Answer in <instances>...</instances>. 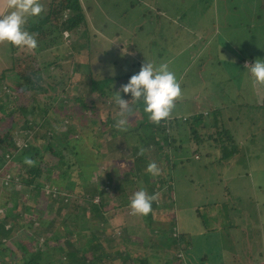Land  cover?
Segmentation results:
<instances>
[{"label":"rangeland","instance_id":"1","mask_svg":"<svg viewBox=\"0 0 264 264\" xmlns=\"http://www.w3.org/2000/svg\"><path fill=\"white\" fill-rule=\"evenodd\" d=\"M259 1L80 0L85 15V25L80 24L75 29L74 34L67 36L64 34L66 38L64 48L75 41L80 45L77 61L89 65L92 70V78L99 79L104 75L115 78L122 77L121 80L117 81L119 84L114 83V86L117 87L116 91L126 84L130 78L129 75L139 71L144 60L154 63L167 62L181 86V95L176 99L179 102L174 104L170 114L182 119V116L188 118L198 111V113L206 111L210 115L212 112H216L215 114L220 119L216 123L218 127L215 131L223 133L225 128L226 132L233 133L234 136L232 137L236 147L241 149L234 153L235 155L231 156L230 159L223 160L219 167L213 164L221 156L220 143L216 141L213 129L209 127L197 128V133L204 141L199 148V153H197L196 143L192 142L189 137V132H186L188 133V143L184 136L178 137L184 143V147L178 151V154H182V156L176 157L174 161L180 162V166L176 167L175 173L170 171V176L164 172L165 177H168V182L155 193L156 198L153 202L156 205L161 203L166 205L172 201L173 188L174 199L176 200L174 210L179 208L181 211L178 213V229L181 230L183 227L191 234L189 237L192 238V245L183 253V260L188 263H194L202 255H206L214 264L220 261L222 264L225 262L226 264H264V151H262L259 133V127L262 125V114L261 109H257L264 98V85L253 84L245 70V67L250 66L256 59L264 60V9H257V7H261ZM40 2L43 5L42 14L36 18H31L28 22H34L43 16L51 0H40ZM149 5L154 6L158 14L150 10ZM226 6L227 13H231L234 17L222 16L226 11ZM6 11L7 8L5 7V10L0 14ZM162 13L164 15H161ZM258 14H260V20H256ZM169 19H175L174 23L169 22ZM232 20L233 22H231ZM228 23L231 25L228 26ZM8 46L9 44L0 43V73L3 70L2 67H9V61H7L10 60L7 57L10 54ZM43 47L45 48L43 53L26 50L27 55L35 57L37 65L42 61L50 60L51 53L52 55L54 52L65 53L63 46H60V51H58L59 48L48 44ZM87 52L91 56H85ZM60 59L63 60L64 57H60ZM75 59V56L69 57V62L66 63L70 64ZM9 73V77L14 74ZM11 81L0 82V89L10 87V97L7 98L9 106L7 105V108H13L17 105V102H14L16 95L11 93V90L15 89ZM76 81V79L71 80V83L75 84L79 90L76 93L87 102L94 99L91 90L85 88L88 81H83L80 85ZM120 95L123 98V94L120 93ZM126 95L128 97L123 99H130V93ZM108 100H95V108L97 107L98 114L93 116H97V120L105 119L103 115L109 111L111 113L109 119L113 122L112 113H115V109L118 108V101L115 100L114 95L112 101ZM25 101L28 100L25 99ZM106 101L111 102L114 109H110L109 103ZM131 102L129 101V103ZM60 109L65 113L68 108ZM50 112L49 121L58 132V127L64 126L66 119H63L61 112L56 107H53ZM7 113V110L4 113L0 111V122L9 121L3 120ZM81 113V111H77L78 118L71 120L74 123L71 124L76 129H86L89 134L93 125L89 126L90 122L88 125L86 122V125L82 126ZM88 116L90 118L89 113ZM35 118L38 122L40 121L38 115ZM21 119L19 115H16L13 126L12 124L6 128L0 126V136L5 130L10 129L17 147L22 145L21 137L18 135V128L22 124ZM204 120L210 123L212 118L210 116L204 117ZM182 127L188 130L186 124H183ZM96 129L93 127V132L96 133ZM39 131L43 133L44 129H39ZM101 131H104V127L101 128ZM48 135L49 132H47L43 142L33 141L32 144L35 148L49 151V149L44 148L49 144L46 142ZM163 135L159 136L160 142L158 144L161 147L159 150L163 151L162 153L166 152V148L161 146ZM95 136L93 140L96 142ZM92 137L88 138L87 136L85 138V148L83 144H77L76 148L71 147L69 152L67 150L63 152L68 166L67 172L71 174L73 180L80 179L78 178L81 176L78 173V167L83 163L86 165V159L94 165L96 151L91 149L88 144ZM250 138L255 139L251 140ZM136 139L135 137L131 138V141L126 143L117 141L110 148L99 147L100 151L98 152L104 162L96 165L97 169L93 172V179L90 177V182L92 180L94 183L98 180L97 177L101 169L119 167L125 171L133 165V170L138 171L139 167L148 163L149 157L144 159L145 163L142 161L138 165L137 163L132 164V158H134L132 151L135 152V149L131 147V143ZM149 144L145 154L154 152L151 151V143ZM143 148L146 149V147ZM109 152L113 154L116 152L117 156L113 155L114 158H112L108 156ZM93 153L94 155H92ZM150 155L153 156L152 153ZM172 155L174 156L175 153ZM4 159L8 161L6 164L8 167H15V162L19 160L18 157L8 158L7 156ZM208 162H212V164L207 166L206 163ZM13 171L15 172V170ZM14 172H10L3 179L5 183H8L7 179ZM3 173L6 171L1 170L0 177L3 176ZM124 173L126 172H122L123 177H125L122 185L125 187L133 185L137 178ZM147 176L141 178L138 185L151 193L154 190L152 178L149 177L147 180ZM107 180L102 181L106 183ZM2 182L4 181L0 180V201L7 199L9 189V186L1 184ZM78 182L83 184L81 180ZM42 189H44L43 192L37 194L38 198L35 201H39L40 213L44 214L45 217L50 216L52 231L59 232L60 229L64 228L62 220H65L66 224L69 225V220H72L74 215L79 214L78 224L74 227L77 233L69 234L66 239L70 245L66 247L69 251L79 250L87 246L89 241H92L91 245L95 244L96 241H101V246L108 254V258H104L103 262L96 264H112L111 262L123 264L119 254L124 248H118L116 249L118 251H114L117 241L113 239V236L118 234V237L123 236L120 229L122 224H127L126 234V232L131 233L132 230L134 232L136 229L139 230L150 221L145 216L131 214L128 205L123 208H113L112 206H116V202L113 205L108 202L107 206L101 208L104 213L103 217L108 224L103 226L101 221L92 218L90 214V204L98 203V197H94L91 203L87 205L84 203L83 196L79 194L80 189L75 188L74 193L78 192V196L74 194L71 196L76 207L68 208L65 197L55 202L56 205L53 206L52 198L56 197V193L46 187ZM55 190H58L63 196L68 194L60 186H55L53 191ZM133 193H130L128 200ZM12 202L15 204L16 199H13ZM69 202L73 203L72 201ZM49 210L51 213L47 212ZM196 210L201 214L206 226H202L200 218L191 217ZM171 216L172 214L169 216L162 213L154 219L156 224L160 225V230L163 226L162 223L169 222ZM0 219L2 218L0 217ZM255 219L258 225H254ZM7 223V229L15 228L13 239L9 240L13 242L14 239H18L24 233V228L19 226L18 218L15 221L7 220ZM93 223H99L101 230L98 233L93 228ZM227 224L231 226L228 228V238L224 236L227 235L224 228ZM243 230L247 231L245 238L242 236L244 232L241 231ZM157 231L153 230L150 234L157 235ZM157 236L160 247H162L161 243L163 244L164 238L162 235ZM110 237L112 240H109ZM64 241L61 240V242ZM12 242H7V246L15 250L11 245ZM149 254L150 251L144 253V255ZM168 254L167 251V256ZM177 257L181 258L180 254ZM15 263L23 264L21 262Z\"/></svg>","mask_w":264,"mask_h":264},{"label":"trees","instance_id":"2","mask_svg":"<svg viewBox=\"0 0 264 264\" xmlns=\"http://www.w3.org/2000/svg\"><path fill=\"white\" fill-rule=\"evenodd\" d=\"M258 3L261 7L259 6L257 9L263 10L264 0H260ZM149 9L155 14H158L154 6L149 5ZM226 9L227 6L225 7V10ZM161 15L164 14L162 13ZM228 15L229 17H234L231 13L228 14L227 10L222 16L227 17ZM260 19V14L256 15V20ZM174 20L175 19H169L168 21L173 22ZM231 22H233V20ZM80 24L85 25V15L81 8L80 0H51L45 14L34 22H28L25 27L30 33L36 34L37 47L35 52L43 53L45 49L43 46L45 44L59 48L58 51H60V46L64 48L66 40L64 34L65 36L74 34L76 31L75 29ZM229 24L230 23L227 25L230 26L231 24ZM8 47L10 53L9 56H7L10 58V60H7L9 61V67H2L3 70L0 73V82L12 80L11 83L15 86V89L13 88L14 90H11V93L16 95L14 102H17V105L13 108L6 107L7 105L9 106L7 98L10 97V87H8V89L2 87V89H0V111L4 113L7 110L8 113L3 117V120L7 119L9 121L5 123L0 122V126L1 128L9 127L11 124L13 126L14 117L19 115L20 118H22V124L18 128V135L21 137L22 145L19 147L16 146V141L13 138V134L9 131L10 129L5 130L3 135L0 136V171H6V173H3V176L0 177V180L4 181L1 184H7L9 186L7 199L0 201V217L2 218L0 219V264H16L15 262H21L23 264H96L98 262H103L104 258H108V254H106V251L101 246V241H96L93 245H91L92 241H89L87 246L79 250L69 251L66 248L70 246L66 240L67 236L77 233L74 227L78 224L79 214L74 215V218L69 220V225L66 224L65 220H62L64 228L60 229L59 232L52 231L53 226L50 224V216L45 217L44 214L40 213L41 207L39 201H35L37 200L36 198H38L37 194L43 192V187L56 193V197L52 198L54 201V205L52 204L53 206L56 205L55 202L65 197L68 208L76 207L75 201L71 196V194L78 196V192H76V194L74 193L75 188L80 189L79 194L83 196L84 203L87 205L91 203L94 197H98V203L90 204V214L92 218L101 221L103 226H107L108 224L103 217L104 213L101 208L105 205L107 206L108 202H111L112 205L116 202V206H112L113 208L126 207L129 202L128 196L130 193L140 189L138 183L141 181V178L147 175V180L149 177L152 178V188L154 190L151 191V193L146 191L149 195L155 194L168 182V177H165L164 172H166L167 176H170V171L175 173L176 167L180 166V162L174 161V159L182 156V154H178V151L184 147V143L181 142L178 137L181 138V136H184L186 139L188 134L186 132H189V137L192 142L196 143L197 153H199V148L204 141L197 133V128L209 127L213 129L216 135V141L220 143L221 156L213 162V164L218 167L222 164L223 160L230 159L231 156L235 155L234 153L239 152L241 149L236 147L232 132H226L225 128L223 133L215 131L216 127H218L216 123L218 119H220V117L215 114L216 112H212L210 115L208 114L209 112L205 111L198 113V111L196 113L194 112V115L188 118L182 116V119L176 118L170 114L167 119H163L159 123H153L148 120L142 109L134 105L136 110L128 117V122L130 124L125 131H120L118 128L114 127L116 120L119 119L117 115L118 108L115 109V113H112L114 116L113 122L109 119V115L111 114L109 111L103 115L105 119L97 120V116H93L98 114L96 111L97 107L95 108V100L109 99L112 101L113 92H117V87L116 85L114 86V83H118L117 81L121 80L122 77L115 78L104 75L99 79L92 78V70L89 65L77 61L80 48L77 41L65 46L63 49L65 53L54 52L53 55L51 53V59L42 61L39 65L36 64L35 57L27 55L26 49L11 45ZM73 53L74 55H72ZM73 56H75L76 59L72 60L70 64H67L69 62V57ZM85 56L88 57L91 55L87 52ZM60 57H64V59L62 60ZM9 72L15 75L13 74V76L10 75L11 77H9ZM74 79L77 80L76 82L79 85L86 79L85 81H88V85L85 88L91 90L94 99H90L87 102L78 95V93H76L79 92L77 86L71 83V80ZM122 94L123 98L128 97L126 94ZM25 99L28 101L26 102ZM176 102L179 101L175 100L174 104H176ZM58 103L59 106H57ZM108 103L110 109H114V105H112L111 102ZM130 104H132V102ZM53 107L58 108L63 119H66V124L58 127V132H56L49 121V117L51 116L50 110L53 109ZM63 107L68 108L65 113L60 109ZM259 108L262 114V125L259 127V133L261 136L262 151H264V98L261 100L260 105H258L257 109ZM77 111L82 112L80 116L82 117V126H85L86 122L87 125L88 122H90L89 126L93 125L91 133L88 134L86 129L83 128L76 129V127L72 125L74 123H72L71 120L78 118ZM88 113L90 114V118ZM37 115L38 118H40L39 122L37 118H35ZM209 116L212 118L210 123L204 120V117ZM183 124L187 125L188 130L182 127ZM93 127L97 128L96 133L93 132ZM102 127H104V131H101ZM39 129H44V132L42 133ZM47 132H49V135L46 142H49V144L44 148L49 149V151L35 148L32 142L35 140L43 142L46 139ZM81 133L84 134V136H82ZM162 134L164 135L161 146L166 148V152L164 153L159 150L161 147L158 146L160 142L159 136ZM87 136L88 138L93 136L92 140L88 141V144L91 149L96 151L94 165L92 162L89 163L86 159V165L83 163L78 167V173L81 175L78 178L80 179L73 180L71 174L67 172L68 166L63 152H65V150L69 152L70 148H76L77 144H83L85 148L86 145L84 142ZM94 136L97 143L93 140ZM134 137L137 139L134 140L135 142L133 141L131 143V147L135 149V152L132 151L134 155L132 156L134 157L132 158V164L137 163L138 165L142 161L145 163L144 159L149 157L148 163L154 161L162 170L160 175L152 177L148 174L145 171L148 164L146 163L142 165V167H139L138 171L133 170V165L129 170L125 171L119 167L101 169L97 177L98 180L94 181V183H92V180L90 182V179H93L94 170L97 169L96 165H100L104 162L103 158L99 155V147L103 146V149L104 146L110 148L113 147L117 141L126 143L127 141H131L130 139ZM250 139L254 140L255 138ZM188 142L189 139L187 138V143ZM149 143H151V151L153 150L154 152L145 154L144 152L149 148ZM143 147H146V149L144 150ZM116 152L114 154L109 152L108 156L114 158L113 155H116ZM150 153H152L153 156H151ZM173 153H175L174 156L172 155ZM92 155H94V153ZM5 156L8 158H19V160L15 162V167L6 166L8 161L4 159ZM26 157L34 161L32 166L23 163ZM210 164H212V162L206 163L207 166ZM206 165H204V167H206ZM64 166L66 167L65 169L63 168ZM6 167L8 168L6 169ZM13 170H15V172ZM10 172H14V174L7 179L8 183H5L3 179H5ZM122 172H126L124 174L137 178L133 185L128 187L122 185L125 179ZM105 179H108L106 183L102 181ZM78 180H81L83 184H80ZM55 186H60L62 189L66 190L68 194L63 196L58 190L53 191ZM171 194L172 201L166 205H162V203L158 205L154 202L152 203L151 212L145 216L146 219L150 221L145 223V226L141 227L139 230L136 229L135 232L132 230L131 233L126 232L125 234L127 224H122L120 229L122 230L123 236L118 237L119 234L113 236V239L117 241L114 251L118 248H124L119 254L121 255V262L123 264H159L161 262L163 264H214L206 255H202L201 258L194 263H188L183 260V253L192 245V238L189 237L191 234L183 227L181 230L178 229V213L181 211L179 208H177L178 210H174V207L176 208V200L174 199L173 188ZM53 195L55 196L54 193ZM13 199H16L15 204L12 202ZM117 204H119V206H117ZM47 212L51 213L50 210ZM162 213L169 216L172 214V216L169 222L166 224L162 223L163 226L160 230V225L156 224L154 219H156L159 214L162 215ZM191 217H195L196 219L200 218L202 226H206L198 210L194 211ZM16 218H18L19 226L24 228V233L12 242L9 240L13 239L15 228L11 227L7 229L6 225L8 224L7 220L15 221ZM89 219L91 221V218ZM254 225H258L256 219ZM92 226L97 233L101 230L99 223H93ZM224 228L227 231V235L224 236L228 238V228H231V226L227 224ZM152 229L158 230L156 234L163 236V244L161 243L162 247H160V242L156 238L157 235L150 234V232L153 231ZM204 230L206 231V229ZM241 232H244L242 236L245 238L247 231L243 230ZM153 238H155V240H152ZM61 240L65 241L61 242ZM109 240H112V237H110ZM7 242H12L11 245L15 250L7 246ZM147 251H150V254L144 255ZM167 251L169 252L168 256ZM179 254L181 258L177 257ZM111 263L115 264L114 262ZM215 264L222 263L220 261ZM224 264H226V262Z\"/></svg>","mask_w":264,"mask_h":264},{"label":"clouds","instance_id":"3","mask_svg":"<svg viewBox=\"0 0 264 264\" xmlns=\"http://www.w3.org/2000/svg\"><path fill=\"white\" fill-rule=\"evenodd\" d=\"M0 5L7 8L6 12L0 14V43L35 50L36 34L30 33L25 25L31 18L42 14L43 5L40 0H0ZM245 70L253 84L264 85V60L256 59L250 66H246ZM113 93L115 100L118 101L119 117L114 127L125 131L130 124L128 117L136 110L134 105L142 109L148 120L153 123L167 119L175 100L181 95V86L167 62L154 63L144 60L139 71L131 75L126 84ZM120 93H130V99L121 98ZM129 101H132V104ZM23 163L32 166L34 161L26 157ZM145 171L152 177L161 173V169L154 161L147 164ZM155 198L156 194L149 195L140 188L129 199L130 213L139 216L148 215Z\"/></svg>","mask_w":264,"mask_h":264},{"label":"crops","instance_id":"4","mask_svg":"<svg viewBox=\"0 0 264 264\" xmlns=\"http://www.w3.org/2000/svg\"><path fill=\"white\" fill-rule=\"evenodd\" d=\"M5 10V6L3 5H0V12L4 11Z\"/></svg>","mask_w":264,"mask_h":264}]
</instances>
